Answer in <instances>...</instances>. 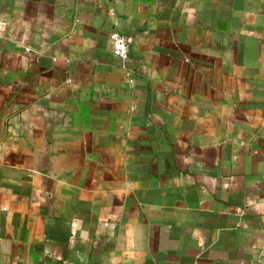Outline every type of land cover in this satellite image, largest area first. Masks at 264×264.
Returning <instances> with one entry per match:
<instances>
[{
    "label": "crops",
    "instance_id": "obj_1",
    "mask_svg": "<svg viewBox=\"0 0 264 264\" xmlns=\"http://www.w3.org/2000/svg\"><path fill=\"white\" fill-rule=\"evenodd\" d=\"M0 208V264H264V0H0Z\"/></svg>",
    "mask_w": 264,
    "mask_h": 264
},
{
    "label": "built area",
    "instance_id": "obj_2",
    "mask_svg": "<svg viewBox=\"0 0 264 264\" xmlns=\"http://www.w3.org/2000/svg\"><path fill=\"white\" fill-rule=\"evenodd\" d=\"M110 43L112 46V51L114 56L120 58V59H126L128 57L129 49L128 45L124 41L123 37L118 34L117 32H112L110 35ZM26 51H29V49H26ZM6 210L4 208H0V224L2 221V215ZM1 241V236H0Z\"/></svg>",
    "mask_w": 264,
    "mask_h": 264
}]
</instances>
